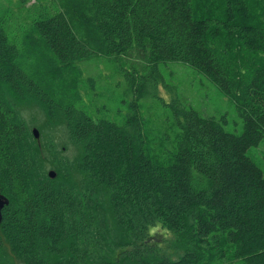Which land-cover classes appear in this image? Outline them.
<instances>
[{
  "label": "trees",
  "instance_id": "1",
  "mask_svg": "<svg viewBox=\"0 0 264 264\" xmlns=\"http://www.w3.org/2000/svg\"><path fill=\"white\" fill-rule=\"evenodd\" d=\"M53 2L20 35L0 18V264H264V174L246 153L264 137V0ZM100 55L146 63L122 123L76 108L77 63ZM168 60L235 102L240 134L174 101L173 148L148 149L137 99ZM24 110L43 115L39 140ZM156 221L185 244L149 238Z\"/></svg>",
  "mask_w": 264,
  "mask_h": 264
},
{
  "label": "rangeland",
  "instance_id": "2",
  "mask_svg": "<svg viewBox=\"0 0 264 264\" xmlns=\"http://www.w3.org/2000/svg\"><path fill=\"white\" fill-rule=\"evenodd\" d=\"M39 7L53 11V0H0V18L13 35H20L28 28ZM80 74L78 87L80 97L76 108L85 111L93 118H106L122 123L130 113V103L135 94L129 85V74L142 72L146 63L140 58L95 56L77 63ZM158 73L162 79L157 95H147L137 99L138 115L141 118L142 132L150 151L159 154L174 146V127L170 108L177 101L180 105L195 109L200 115L216 120L225 119L227 131L240 134L243 121L238 115L235 102L225 96L216 84L198 69L187 63L175 60L158 63ZM22 112L30 129L42 119L39 110ZM36 117V118H35ZM38 117V118H37ZM166 138V139H165ZM61 142L58 133L53 136ZM247 155L261 168L264 174V137L257 146L247 149ZM54 169L48 166V170ZM169 251L182 247V243L170 233ZM174 239V240H173ZM173 241V242H172ZM166 249V247H165ZM211 264H240V262L215 260Z\"/></svg>",
  "mask_w": 264,
  "mask_h": 264
},
{
  "label": "clouds",
  "instance_id": "3",
  "mask_svg": "<svg viewBox=\"0 0 264 264\" xmlns=\"http://www.w3.org/2000/svg\"><path fill=\"white\" fill-rule=\"evenodd\" d=\"M170 235V230L166 228L162 221H156L154 224L147 226V236L157 242V238L162 240L167 239Z\"/></svg>",
  "mask_w": 264,
  "mask_h": 264
},
{
  "label": "water",
  "instance_id": "4",
  "mask_svg": "<svg viewBox=\"0 0 264 264\" xmlns=\"http://www.w3.org/2000/svg\"><path fill=\"white\" fill-rule=\"evenodd\" d=\"M34 137L39 140L40 138V133H39V130L36 128V127H33L31 129ZM47 175L50 177V178H54L56 176V171L54 169H50L48 170L47 172ZM9 203V199L7 198V196H5L4 194L0 193V221L2 219V209L5 205H7Z\"/></svg>",
  "mask_w": 264,
  "mask_h": 264
}]
</instances>
